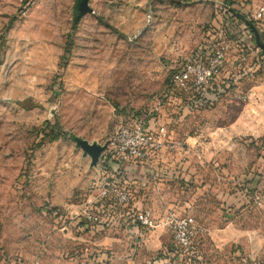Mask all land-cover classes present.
I'll list each match as a JSON object with an SVG mask.
<instances>
[{
  "label": "rangeland",
  "instance_id": "374dc122",
  "mask_svg": "<svg viewBox=\"0 0 264 264\" xmlns=\"http://www.w3.org/2000/svg\"><path fill=\"white\" fill-rule=\"evenodd\" d=\"M83 1L0 0V264H264V0ZM221 42L204 104L170 99ZM140 116L165 146L85 228L117 174L84 146Z\"/></svg>",
  "mask_w": 264,
  "mask_h": 264
},
{
  "label": "built area",
  "instance_id": "2783aa9c",
  "mask_svg": "<svg viewBox=\"0 0 264 264\" xmlns=\"http://www.w3.org/2000/svg\"><path fill=\"white\" fill-rule=\"evenodd\" d=\"M226 52L227 46L225 42H221L210 57L196 54L186 59L170 75L167 90L169 98L183 99L184 97L185 101L190 100L189 106L195 108L202 106L208 95L213 93L219 85L218 79ZM163 96L157 101L155 110L159 108L164 98H167V95ZM150 116L154 117L153 111ZM147 124L149 122L147 123L143 116L123 120L108 136L105 142L106 148L99 157L100 165L105 168L113 164L115 167L113 172L117 174L116 177H112V181H105L100 187V198L106 201L108 214L101 217L96 211H83L81 218L85 228H93L102 223L109 224L114 216H122L123 209L130 203L132 195L126 187L128 180L120 170L125 171L127 166L149 161L165 146ZM133 219L142 227L150 228L154 224L150 211H137L133 214ZM179 240L181 243L186 242L184 237H180Z\"/></svg>",
  "mask_w": 264,
  "mask_h": 264
},
{
  "label": "water",
  "instance_id": "95a60500",
  "mask_svg": "<svg viewBox=\"0 0 264 264\" xmlns=\"http://www.w3.org/2000/svg\"><path fill=\"white\" fill-rule=\"evenodd\" d=\"M82 13L90 12L87 8V0H84L81 4ZM249 25V24H248ZM106 145L103 146H93V145H85L84 150L90 155L92 160V165L95 166L98 163L99 157L101 153L105 150Z\"/></svg>",
  "mask_w": 264,
  "mask_h": 264
},
{
  "label": "crops",
  "instance_id": "0c3cea01",
  "mask_svg": "<svg viewBox=\"0 0 264 264\" xmlns=\"http://www.w3.org/2000/svg\"><path fill=\"white\" fill-rule=\"evenodd\" d=\"M136 168H138V167L137 166H132V165L126 167L125 171L128 172V177L127 176L126 177H127V180H129V182L127 181V183H126L127 186L130 183L131 184L135 183V179H136V177H135L136 170L135 169Z\"/></svg>",
  "mask_w": 264,
  "mask_h": 264
},
{
  "label": "trees",
  "instance_id": "16d2710c",
  "mask_svg": "<svg viewBox=\"0 0 264 264\" xmlns=\"http://www.w3.org/2000/svg\"><path fill=\"white\" fill-rule=\"evenodd\" d=\"M54 211H55V209H54Z\"/></svg>",
  "mask_w": 264,
  "mask_h": 264
}]
</instances>
